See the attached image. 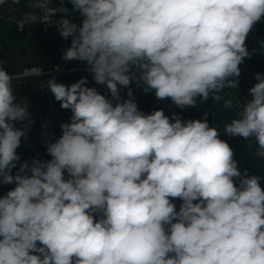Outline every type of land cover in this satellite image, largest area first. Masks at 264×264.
<instances>
[{
	"label": "clouds",
	"instance_id": "obj_1",
	"mask_svg": "<svg viewBox=\"0 0 264 264\" xmlns=\"http://www.w3.org/2000/svg\"><path fill=\"white\" fill-rule=\"evenodd\" d=\"M68 3L79 22L63 0L49 15L64 13L56 27L71 44L62 58L86 62L111 98L86 77L70 85L48 79L72 115L47 143L51 159L21 161L17 149L32 121L15 95L19 76L0 60V185H14L0 196V264H264L261 178L242 175L207 113L145 114L131 89L120 96L135 81L180 109L197 98L220 101L218 93L238 87L264 0ZM255 80L224 133L254 140L264 158V74Z\"/></svg>",
	"mask_w": 264,
	"mask_h": 264
},
{
	"label": "crops",
	"instance_id": "obj_2",
	"mask_svg": "<svg viewBox=\"0 0 264 264\" xmlns=\"http://www.w3.org/2000/svg\"><path fill=\"white\" fill-rule=\"evenodd\" d=\"M61 0H53V6L58 8ZM63 6L69 12V18L79 22V14L72 11V5L68 0H63ZM33 11V0H8L0 7V60L4 61V67L9 74L19 73L24 67L33 65L41 68H50L57 59L56 42L47 38H41L36 35L28 36L20 33L12 25L9 19H21ZM62 13V12H61ZM64 16V13H62ZM70 47L71 38L66 39ZM247 48H257L264 46V28L256 23L246 38ZM74 66H87L86 62L72 60ZM241 74L238 78V87L236 89L225 88L218 93L221 96L220 101H215L211 96L208 100L197 98L194 107H185L178 110L175 114L183 120L204 119L207 113L209 126H215L219 129L220 138L226 141L234 151V159L237 161L238 168L242 175L246 172L248 176L256 175L261 178V187L264 188V158L257 157L256 145L254 140H245L239 136H229L224 133V124L231 121L236 116L233 108H224L223 103L226 99L237 98L242 90L251 83V75L260 73L264 70V58H245L240 64ZM48 77H37L29 79L25 84L20 85L13 81L15 95L18 101L28 104L30 113L29 120L32 121L26 133V139L22 137L21 145L17 149L21 161H29L33 158L49 160L51 157L47 153V143L55 142L62 134L61 124L68 122L72 115L70 110L60 107L47 87ZM82 78V76H64L57 79V82H63L70 85ZM87 86L95 87L101 91L106 87L96 84L93 79L87 78ZM138 110L145 113L147 111L146 93L133 86L131 88ZM127 95L126 98L127 99ZM171 100V99H170ZM172 102V101H171ZM173 103V102H172ZM174 104V103H173ZM48 114L50 125L45 135H42V123L44 116ZM24 123H27L25 121ZM17 123L16 127H23ZM19 166V165H18ZM17 166V167H18ZM17 169H13V173ZM238 184V179L236 180ZM14 185H0V196H3L13 188ZM173 203L179 210L181 201L174 199Z\"/></svg>",
	"mask_w": 264,
	"mask_h": 264
},
{
	"label": "built area",
	"instance_id": "obj_3",
	"mask_svg": "<svg viewBox=\"0 0 264 264\" xmlns=\"http://www.w3.org/2000/svg\"><path fill=\"white\" fill-rule=\"evenodd\" d=\"M6 1L8 0H2V2H0V7ZM55 9L57 8L53 6V0H33V11L30 14L19 20H8L20 33H25L28 36L36 35L41 38H47L56 42V62L50 68H41L39 66L33 65L24 67L19 73L14 74V76H19V79L14 80V82H16L17 84L23 85L29 79L48 76H54L56 79L64 76H82L92 79V74L88 66H74L72 65L71 61H65L62 58L63 53L69 46L66 42V39L61 37L59 30L56 27V22L64 17L63 14L61 12H56L49 17L50 12ZM28 17H35L36 22H31V20L27 19ZM0 18H2L1 15ZM257 23L264 28V18H262L261 21ZM247 50L250 53L249 57L247 58H264V46L257 48H247ZM256 74L257 73L251 75V83L242 90L240 96L237 98H233L234 106L232 108L235 111L236 115L238 112L236 105L252 98L249 94V89L254 86L255 83H257V81L255 80ZM260 74H264V70L260 72ZM133 86H137L135 81L130 84L129 88H120L121 99L126 98L127 92ZM137 87L143 90V85ZM101 94H107L109 98H111L106 87L101 91ZM146 100L147 111L145 112V114H150L154 110H163L165 115L171 118L172 114L176 113V111L178 110V107L173 104L170 99H158L155 96L154 90L146 93ZM188 109H190V107H188ZM49 125V115L46 114L42 123V135H45L47 133ZM65 178H67V173H65Z\"/></svg>",
	"mask_w": 264,
	"mask_h": 264
},
{
	"label": "trees",
	"instance_id": "obj_4",
	"mask_svg": "<svg viewBox=\"0 0 264 264\" xmlns=\"http://www.w3.org/2000/svg\"><path fill=\"white\" fill-rule=\"evenodd\" d=\"M57 60V59H56Z\"/></svg>",
	"mask_w": 264,
	"mask_h": 264
}]
</instances>
